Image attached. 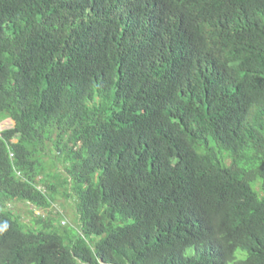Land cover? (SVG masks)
I'll use <instances>...</instances> for the list:
<instances>
[{
  "label": "trees",
  "instance_id": "1",
  "mask_svg": "<svg viewBox=\"0 0 264 264\" xmlns=\"http://www.w3.org/2000/svg\"><path fill=\"white\" fill-rule=\"evenodd\" d=\"M4 118L0 264H264V0H0Z\"/></svg>",
  "mask_w": 264,
  "mask_h": 264
},
{
  "label": "rangeland",
  "instance_id": "2",
  "mask_svg": "<svg viewBox=\"0 0 264 264\" xmlns=\"http://www.w3.org/2000/svg\"><path fill=\"white\" fill-rule=\"evenodd\" d=\"M13 124H14V122L10 118H4V119L0 120V131L3 130V129L11 127ZM11 206L21 213V215H22L24 220L27 219L28 210L30 208L28 206V204H25L23 202H18V203H15V204H11ZM67 212H68V216L66 217V219L70 220V217L72 219L74 216L72 217V209H71V207L67 208Z\"/></svg>",
  "mask_w": 264,
  "mask_h": 264
}]
</instances>
